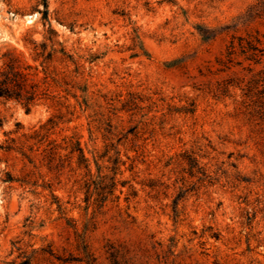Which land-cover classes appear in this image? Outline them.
Wrapping results in <instances>:
<instances>
[{"label": "rangeland", "instance_id": "1", "mask_svg": "<svg viewBox=\"0 0 264 264\" xmlns=\"http://www.w3.org/2000/svg\"><path fill=\"white\" fill-rule=\"evenodd\" d=\"M47 3L0 0L49 89L0 98V264H264V63L220 64L264 0Z\"/></svg>", "mask_w": 264, "mask_h": 264}, {"label": "trees", "instance_id": "2", "mask_svg": "<svg viewBox=\"0 0 264 264\" xmlns=\"http://www.w3.org/2000/svg\"><path fill=\"white\" fill-rule=\"evenodd\" d=\"M43 1L45 8L44 20L47 22L49 18L48 3L47 0ZM49 31L52 35L57 34L52 27H50ZM51 42L53 46H59L60 49H53L46 58L44 57V52H46L48 46L45 43L39 46L31 42L35 45L34 50L38 59H44L42 65L57 53L67 56L65 48L60 41L51 39ZM5 56L7 61L0 70V98L20 102L27 111H31L35 105L49 96V89H43L39 82L31 79L32 75L26 73L18 56L13 53H8ZM238 56L244 57L250 65H262L264 63V34L257 31L256 34H250L247 37H234L227 48L225 60H220V64L228 65ZM68 57L70 56L68 55ZM262 73H264V69ZM262 110H264L263 107ZM74 151L80 153V164H84L89 168L90 161L86 158L80 141L75 144Z\"/></svg>", "mask_w": 264, "mask_h": 264}]
</instances>
